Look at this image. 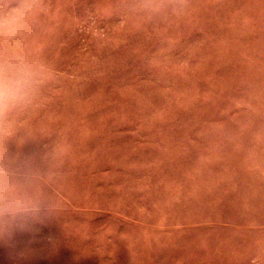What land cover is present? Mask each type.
I'll use <instances>...</instances> for the list:
<instances>
[{
  "label": "rangeland",
  "instance_id": "1",
  "mask_svg": "<svg viewBox=\"0 0 264 264\" xmlns=\"http://www.w3.org/2000/svg\"><path fill=\"white\" fill-rule=\"evenodd\" d=\"M0 75V264H264V0H0Z\"/></svg>",
  "mask_w": 264,
  "mask_h": 264
},
{
  "label": "clouds",
  "instance_id": "2",
  "mask_svg": "<svg viewBox=\"0 0 264 264\" xmlns=\"http://www.w3.org/2000/svg\"><path fill=\"white\" fill-rule=\"evenodd\" d=\"M24 87L23 80L0 75V111L22 99ZM41 179L33 161L0 154V230L16 228L39 210Z\"/></svg>",
  "mask_w": 264,
  "mask_h": 264
}]
</instances>
